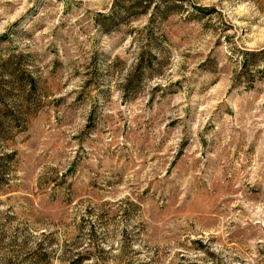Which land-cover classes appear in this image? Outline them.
Instances as JSON below:
<instances>
[{"label": "rangeland", "instance_id": "1", "mask_svg": "<svg viewBox=\"0 0 264 264\" xmlns=\"http://www.w3.org/2000/svg\"><path fill=\"white\" fill-rule=\"evenodd\" d=\"M9 108L0 264H264V0H0Z\"/></svg>", "mask_w": 264, "mask_h": 264}, {"label": "trees", "instance_id": "2", "mask_svg": "<svg viewBox=\"0 0 264 264\" xmlns=\"http://www.w3.org/2000/svg\"><path fill=\"white\" fill-rule=\"evenodd\" d=\"M1 122L0 124L2 125V123L5 121L7 122V126H9V124H13V123H18L21 116L19 114V111H17L15 108H9L8 110H4L1 112ZM6 157V158H5ZM4 155L0 154V169L2 170L4 164V160L8 159L10 157V155L5 154Z\"/></svg>", "mask_w": 264, "mask_h": 264}]
</instances>
